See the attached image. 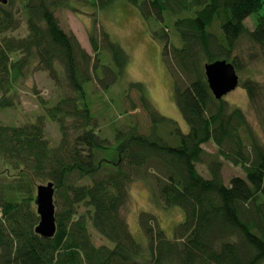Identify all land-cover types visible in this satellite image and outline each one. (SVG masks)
Wrapping results in <instances>:
<instances>
[{"label":"trees","instance_id":"trees-1","mask_svg":"<svg viewBox=\"0 0 264 264\" xmlns=\"http://www.w3.org/2000/svg\"><path fill=\"white\" fill-rule=\"evenodd\" d=\"M129 1L163 44L186 134L154 107L144 84L131 83L124 101L131 124L116 128L114 142L103 137L85 85L98 79L104 88L122 77L129 65L125 49L95 24L89 35L93 57L57 16L72 8L69 0L0 3V111L15 107L18 86L30 71L47 72L62 92L56 101L40 99L43 112L32 122L0 120V264H264V144L242 109L213 95L205 73V65L217 60L240 72L245 42L248 61L264 59V0ZM92 5L104 6V0ZM168 21L181 47L170 43ZM23 23L26 34L13 35ZM105 50L114 70L106 67L99 79ZM239 85L264 115V83L247 78ZM137 110L144 116H132ZM47 121L59 128L57 145L47 137ZM165 131L178 136L177 145L164 138ZM210 141L218 148L211 160L204 148ZM221 157L245 176L227 184ZM199 164L208 166L210 177ZM136 181L149 185L159 207L183 209L173 239L148 212L139 214L147 245L135 239L127 210ZM49 182L62 208L56 235L44 238L35 231L40 218L34 192ZM89 224L114 245L96 246Z\"/></svg>","mask_w":264,"mask_h":264},{"label":"rangeland","instance_id":"rangeland-1","mask_svg":"<svg viewBox=\"0 0 264 264\" xmlns=\"http://www.w3.org/2000/svg\"><path fill=\"white\" fill-rule=\"evenodd\" d=\"M100 1L69 0L72 8L60 9L57 12V16L62 27L65 30L73 31L82 46L93 57L95 56L90 45L89 35L95 24L97 30L104 29L113 41L119 43L125 49L129 56L127 70L122 77L114 80L115 77L112 74L114 64L109 52L105 50L100 56L96 76L102 79L105 74V68H110L112 71L109 72V77L111 78L110 80H114V83L103 88L98 84L100 81L95 78L96 80H92L85 85L87 101L93 116L98 120L101 135L114 142L116 128L131 124V115L126 112L130 108L128 103H124L131 83L144 84L147 95L154 107L163 116L174 120L183 133H188L189 125L175 102L173 75L163 58V44L151 36L148 23L144 20L139 9L131 4L129 0H104V6L92 5V3H99ZM246 23L252 29L255 26L253 18L247 19ZM167 24L170 28V43L176 47H181L182 41L174 22L168 21ZM12 34L15 36L25 35L24 23L20 30ZM248 45L249 43L245 42L241 48L245 66L238 72L240 82L247 78H254L264 83V59L259 57L256 60L248 61ZM20 83L18 86L19 98L15 107L0 111V120L3 123L22 125L32 122L43 112L39 103L40 99L56 101L62 94L45 71H30L21 79ZM224 99L232 107H238L243 110L254 135L264 144V115L258 113L252 107L244 87L239 85L234 91L226 95ZM138 114L144 116V112L140 110H137L132 116ZM46 134L53 146L59 143L61 134L56 123L47 121ZM163 136L171 145H177L179 142L178 136L171 132L165 131ZM204 148L208 153L207 158L209 160L218 156V148L214 142L210 141L204 145ZM221 160L223 161L222 173L227 184L233 176H245L241 167L233 165L224 157H221ZM198 170L205 178L211 176L206 164H199ZM38 185L35 186V196ZM57 201L59 202L57 203ZM61 202L62 200H57L55 196L56 212L62 208ZM35 210L37 212V208ZM82 211L83 208H81ZM140 212L153 214L157 218L160 228L169 239L175 237L176 227L185 219V213L182 208L159 207L155 202L149 185L144 181L134 182L131 185V200L127 216L135 239L143 246L147 245V240L139 226ZM89 229L96 246L105 244L112 247L114 245L110 240L102 237L91 224H89Z\"/></svg>","mask_w":264,"mask_h":264},{"label":"water","instance_id":"water-1","mask_svg":"<svg viewBox=\"0 0 264 264\" xmlns=\"http://www.w3.org/2000/svg\"><path fill=\"white\" fill-rule=\"evenodd\" d=\"M9 0H0L1 4H8ZM205 73L213 95L222 99L240 84V77L235 66L227 60H217L205 65ZM37 214L40 221L35 229L44 238H52L57 232V218L55 205V185L53 182L40 184L35 196Z\"/></svg>","mask_w":264,"mask_h":264}]
</instances>
